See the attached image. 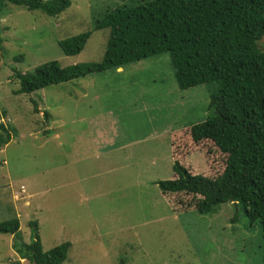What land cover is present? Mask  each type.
I'll return each mask as SVG.
<instances>
[{"label": "rangeland", "instance_id": "rangeland-1", "mask_svg": "<svg viewBox=\"0 0 264 264\" xmlns=\"http://www.w3.org/2000/svg\"><path fill=\"white\" fill-rule=\"evenodd\" d=\"M70 1L59 16L9 2L0 13L1 122L18 131L0 147V223L20 219L28 246L30 223L37 221L44 252L71 243L64 264H264L259 222L249 226L232 204L214 215L174 213L157 186L175 179L172 135L207 119L212 93L210 85L180 90L169 54L15 93L16 71L102 61L110 29L92 31L97 20L139 0ZM90 31L79 55L63 53L59 41ZM19 56L24 61L16 62ZM199 147L203 153L193 150L181 162L203 174L209 145ZM222 158L208 157L209 176L223 171ZM21 185L27 196L19 195ZM12 243V236L0 235V264L9 257L11 264H30Z\"/></svg>", "mask_w": 264, "mask_h": 264}, {"label": "trees", "instance_id": "trees-1", "mask_svg": "<svg viewBox=\"0 0 264 264\" xmlns=\"http://www.w3.org/2000/svg\"><path fill=\"white\" fill-rule=\"evenodd\" d=\"M6 2L48 16H59L71 6L70 0H0V13ZM104 29H110V36L102 61L69 67L52 61L32 72L16 71L21 86L15 93L30 95L169 54L180 90L210 85L212 93L207 119L172 135L175 179L156 182L162 196L174 213L214 215L232 204L249 226L262 225L264 239V0H139L108 11L92 31ZM2 34L0 26V50ZM91 36V31L85 32L59 41V46L66 56H76ZM15 61L24 59L19 56ZM1 114L0 147H4L18 131L1 122ZM201 144L209 145L208 171L203 174L181 162L193 150L203 153ZM217 155L223 157L224 169L211 177L207 160ZM231 221H237V215ZM30 226L28 246L17 217L0 223V235L14 236L13 249L30 264H64L71 243L44 252L38 222Z\"/></svg>", "mask_w": 264, "mask_h": 264}, {"label": "clouds", "instance_id": "clouds-1", "mask_svg": "<svg viewBox=\"0 0 264 264\" xmlns=\"http://www.w3.org/2000/svg\"><path fill=\"white\" fill-rule=\"evenodd\" d=\"M36 106H37V105H36ZM22 187H24V189H25V193H22V191H21V190H22ZM19 188H20V189H19V195H20V196H27V195H28L27 188H26L24 185H21ZM17 191H18V190H17ZM17 191H16V192H17ZM15 198H16L15 201H18L19 196H16V195H15ZM19 199H20V198H19ZM23 260H25V259H23Z\"/></svg>", "mask_w": 264, "mask_h": 264}, {"label": "crops", "instance_id": "crops-1", "mask_svg": "<svg viewBox=\"0 0 264 264\" xmlns=\"http://www.w3.org/2000/svg\"><path fill=\"white\" fill-rule=\"evenodd\" d=\"M63 122V121H62ZM63 124H64V122H63ZM65 126V125H64ZM31 196H29V198H30ZM27 204H29V203H26V205ZM26 207H30L29 205H27ZM9 236H12V235H9ZM13 237V239H14V236H12ZM11 241H12V238H11ZM24 243H25V240H24ZM26 244V243H25ZM12 248H13V243H12ZM19 256V255H18Z\"/></svg>", "mask_w": 264, "mask_h": 264}, {"label": "built area", "instance_id": "built-area-1", "mask_svg": "<svg viewBox=\"0 0 264 264\" xmlns=\"http://www.w3.org/2000/svg\"><path fill=\"white\" fill-rule=\"evenodd\" d=\"M21 191H22V193H25V189H24V187H22V190H21Z\"/></svg>", "mask_w": 264, "mask_h": 264}]
</instances>
